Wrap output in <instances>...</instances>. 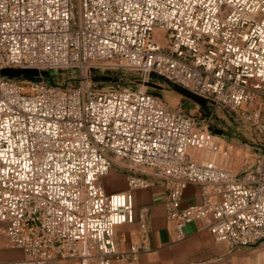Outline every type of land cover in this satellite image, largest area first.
<instances>
[{
  "label": "built area",
  "instance_id": "1",
  "mask_svg": "<svg viewBox=\"0 0 264 264\" xmlns=\"http://www.w3.org/2000/svg\"><path fill=\"white\" fill-rule=\"evenodd\" d=\"M161 36L165 39L162 43ZM159 76L264 136V0H0V69L77 73V85L0 77V264H112L132 193L162 185L178 232L198 222L230 249L264 242V156L241 175L194 152L227 156L196 116L90 73ZM113 163L126 189L107 193ZM188 185L200 201L181 207ZM145 230V211L138 215Z\"/></svg>",
  "mask_w": 264,
  "mask_h": 264
},
{
  "label": "crops",
  "instance_id": "2",
  "mask_svg": "<svg viewBox=\"0 0 264 264\" xmlns=\"http://www.w3.org/2000/svg\"><path fill=\"white\" fill-rule=\"evenodd\" d=\"M197 153L198 157L193 156L196 159L212 158L208 153ZM215 162L218 166L226 168L225 161L218 159ZM102 185L107 193L121 192L126 189L124 173L116 163H113L111 170L103 177ZM165 200L166 191L162 185L138 189L132 193L136 220L134 223L116 227L115 243L116 251L122 254H128L134 246L137 249L136 259L127 261L113 259L112 264H264V242L249 247L230 249L223 243L216 242L198 222L187 224L178 232L174 223L167 219ZM199 201L200 188L196 185H188L182 194L181 207L196 204ZM142 210L145 211L144 231L138 222V215ZM2 244L0 260L23 258L19 251L4 247L5 239H2ZM48 264H79V262L55 259Z\"/></svg>",
  "mask_w": 264,
  "mask_h": 264
},
{
  "label": "rangeland",
  "instance_id": "3",
  "mask_svg": "<svg viewBox=\"0 0 264 264\" xmlns=\"http://www.w3.org/2000/svg\"><path fill=\"white\" fill-rule=\"evenodd\" d=\"M161 41L162 43L165 42L163 36H161ZM90 77L95 79L93 82L100 87L132 86L155 92L169 108L195 115L198 127L212 129L216 135L215 141L220 148L228 149V154L225 157L219 154H208L212 157L209 161H218V159L219 161H225L226 166L224 167L234 174L242 173L248 166L253 165L259 158L264 156V136L262 134L251 129L248 125L241 124L231 113L225 112L218 106L207 103L204 107H200L192 103V101L174 91L172 85L164 83L161 79L152 78L151 83L158 86V88H150L139 83L141 78L124 67H108L90 73ZM43 80L69 87L77 85L79 77L77 73L57 71L50 72V75L43 77ZM19 81L23 90L27 91V84L24 79ZM192 154L195 157L199 156L194 151Z\"/></svg>",
  "mask_w": 264,
  "mask_h": 264
},
{
  "label": "water",
  "instance_id": "4",
  "mask_svg": "<svg viewBox=\"0 0 264 264\" xmlns=\"http://www.w3.org/2000/svg\"><path fill=\"white\" fill-rule=\"evenodd\" d=\"M50 75L49 71H37L35 69H0V77H5L8 79H15V80H20V79H24V81H35L40 77H47ZM152 78H157V79H161L164 81V83H167L169 85L173 86L174 91H176L177 93L181 94L183 97H185L186 99L192 101V103L200 106V107H204L208 101L203 98L200 97L199 95H196L195 93L180 87L178 85H174L170 82H168L167 80L156 76V75H152ZM92 81H95V79H92ZM139 83H141L144 86H148L150 88H158V86H156L155 84L151 83V81H139ZM152 94H154L155 96H158L155 92H151ZM159 97V96H158Z\"/></svg>",
  "mask_w": 264,
  "mask_h": 264
}]
</instances>
